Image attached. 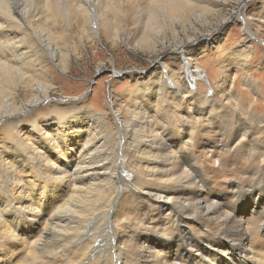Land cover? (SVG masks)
I'll return each mask as SVG.
<instances>
[{"label": "bare ground", "instance_id": "bare-ground-1", "mask_svg": "<svg viewBox=\"0 0 264 264\" xmlns=\"http://www.w3.org/2000/svg\"><path fill=\"white\" fill-rule=\"evenodd\" d=\"M230 1L0 0V120L11 139L0 150V264H264L254 226L264 222V116L235 93L239 68L208 61L220 77L208 91L188 55ZM131 19L149 53L184 49L185 71L162 64V76L136 79L127 115L112 121L78 102L68 118L61 100L40 117L54 87L46 64L67 71L104 31L119 42ZM243 50L242 69L258 49ZM24 87L32 95L18 106Z\"/></svg>", "mask_w": 264, "mask_h": 264}, {"label": "rangeland", "instance_id": "rangeland-1", "mask_svg": "<svg viewBox=\"0 0 264 264\" xmlns=\"http://www.w3.org/2000/svg\"><path fill=\"white\" fill-rule=\"evenodd\" d=\"M97 3L94 2L95 6L92 4L95 10L100 8ZM245 5H247L245 18L251 20L249 23L252 29V37L248 36L244 30L245 21L241 16V11ZM263 5L264 0H232L226 3L221 13L210 18V24L202 28L204 33L201 31L196 32L195 39L197 41L188 43L189 58H192L193 55L192 65L207 71L208 81L204 83L208 91L212 89L210 86L216 87L220 77H216L214 71L208 70L207 62L210 60L216 61L211 64L218 69L222 67V61H225V65L230 64L231 68L240 69H238L235 81V93L241 94L245 106L258 103L259 106L256 111L262 116H264V22L259 17L262 13L260 8L263 9ZM135 15L132 14V17H135ZM231 15L234 21L221 28L223 20L230 18ZM128 25L131 34L127 28ZM127 27L121 40L117 43L105 31L101 35L102 45L98 41L96 43L87 42L85 48L72 56L67 71L58 67L57 64H46L51 77H46L45 82L54 83V87L51 90L49 100L38 105L40 117L52 113L56 104L63 102L65 104L63 110L67 112L69 115L67 117L70 118L75 103L78 102L79 108L83 110L92 109L103 113L112 121L117 114L127 115V108L130 107L131 99L139 84L136 79L147 76L153 80L158 75L162 76V69L160 68V66H163L162 64H164V68L172 71L176 76L185 71L184 65L178 60L184 49H180L179 52L168 48L159 53H149L139 43L142 33L137 31L136 27L138 30L139 27L135 25L132 19L129 24L127 23ZM74 32L77 33L78 31L74 30ZM217 38L218 42H215L214 40ZM245 42L258 50L250 55L251 58L255 55V59H248L250 61L247 62V69H242V62L248 58V52L243 50ZM194 52L197 53L196 56ZM165 75H169L164 74V79H167ZM247 78L254 80V84L257 83L258 93L250 91L248 86L245 85ZM38 80L35 82H41L40 79ZM30 90V88L24 87L19 91L16 100L18 106L26 103L31 98L32 93ZM26 115V113L22 115L21 125L30 124ZM10 142V135L7 134L0 120V150ZM211 163L219 167L220 160L213 158ZM245 209L242 208L238 211L239 218L250 216L249 213L244 214L243 210H249L248 208ZM254 226L256 231L260 229V232L264 234V222L261 226L258 224ZM251 227L244 225L245 230L247 229L248 232L253 229ZM253 235L254 232L251 236Z\"/></svg>", "mask_w": 264, "mask_h": 264}]
</instances>
